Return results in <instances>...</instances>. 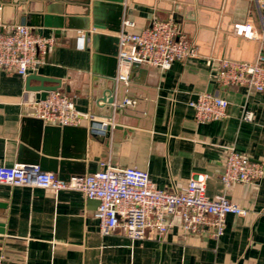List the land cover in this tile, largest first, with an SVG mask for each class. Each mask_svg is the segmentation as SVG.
Segmentation results:
<instances>
[{
    "label": "crops",
    "instance_id": "1",
    "mask_svg": "<svg viewBox=\"0 0 264 264\" xmlns=\"http://www.w3.org/2000/svg\"><path fill=\"white\" fill-rule=\"evenodd\" d=\"M170 20L199 56L166 71L134 68L127 94L115 80L116 35ZM19 25L52 38L54 46L27 77L0 70V166L39 164L63 179L94 174L102 164L136 167L170 193L204 173L208 196H224L247 214L228 215L220 238L212 228L186 233L179 218L169 217L164 235L133 240L120 228L103 236L99 202L79 191L0 183L3 264H264V177L230 188L221 180L229 148L264 165V93L224 87L216 78L223 59L253 62L264 55L257 0H0V32ZM237 25L250 26L255 38L237 34ZM80 32L87 34L85 50L77 48ZM34 75L95 120L63 128L35 118L27 89ZM204 93L229 101L225 119L196 122L189 103ZM126 96L137 104L115 108ZM245 110L254 113L252 122L241 120Z\"/></svg>",
    "mask_w": 264,
    "mask_h": 264
},
{
    "label": "built area",
    "instance_id": "2",
    "mask_svg": "<svg viewBox=\"0 0 264 264\" xmlns=\"http://www.w3.org/2000/svg\"><path fill=\"white\" fill-rule=\"evenodd\" d=\"M264 23V0H257ZM125 27L130 25L124 23ZM237 34L255 38L250 26L237 25ZM118 43L117 76L129 93L133 69L142 65L161 71L169 70L175 62H184L199 56L197 46L182 34L180 26L170 21H156L139 33L122 29L116 35ZM87 34L80 32L77 48L85 50ZM54 46L52 38L40 35L34 28L10 26L0 32V70L27 77L45 64L49 50ZM224 86H247L264 93V55L253 62L223 59L216 76ZM136 100L126 96L115 108L135 106ZM195 111L198 124L221 121L227 117L229 101L209 93L200 94L189 103ZM34 117L47 125L80 127L85 121H94L93 115L77 110L68 96L55 91L45 100L32 103ZM241 120L252 122L254 113L245 110ZM103 123L101 130H106ZM102 170L86 176L63 179L44 171L39 164L17 163L11 167L0 166V183L12 186L40 188L60 192L74 190L86 198L99 202L95 217L103 236L113 234L119 228L133 240H144L152 232L164 235L168 231L169 217L181 220V228L189 234H198L212 228L220 238L226 228L228 215L245 216L247 210L232 203L224 196L211 198L207 194L208 176L197 173L192 176L181 192L170 193L159 189L150 174L136 167L118 169L102 164ZM264 177V165L229 148L221 176L223 185L230 188L236 183H252ZM0 257V264L4 262Z\"/></svg>",
    "mask_w": 264,
    "mask_h": 264
},
{
    "label": "water",
    "instance_id": "3",
    "mask_svg": "<svg viewBox=\"0 0 264 264\" xmlns=\"http://www.w3.org/2000/svg\"><path fill=\"white\" fill-rule=\"evenodd\" d=\"M32 81L39 82L38 86H31L30 83ZM49 82V79L41 77V76H30L27 78V89L30 93L34 95V102L45 100L49 93L55 92L59 89L58 86H47L46 83ZM103 101H105V98H103ZM110 104L115 103V98H111L109 100ZM34 110V108H33ZM35 111V110H34ZM42 122V121H41ZM63 128H75V127H63Z\"/></svg>",
    "mask_w": 264,
    "mask_h": 264
}]
</instances>
